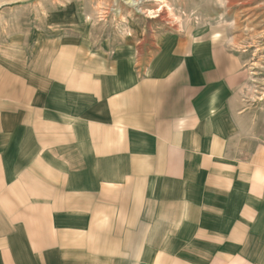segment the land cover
<instances>
[{
    "label": "crops",
    "instance_id": "crops-1",
    "mask_svg": "<svg viewBox=\"0 0 264 264\" xmlns=\"http://www.w3.org/2000/svg\"><path fill=\"white\" fill-rule=\"evenodd\" d=\"M97 60L79 94L0 60V264H264L237 57L188 32L139 76Z\"/></svg>",
    "mask_w": 264,
    "mask_h": 264
},
{
    "label": "rangeland",
    "instance_id": "rangeland-1",
    "mask_svg": "<svg viewBox=\"0 0 264 264\" xmlns=\"http://www.w3.org/2000/svg\"><path fill=\"white\" fill-rule=\"evenodd\" d=\"M188 32L221 44L241 62L244 118L236 121L230 147L237 162H253L247 179L258 171L259 187L252 181L237 188L262 196L264 0H0V60L35 63L37 72L56 64L51 75L62 78L66 93L79 94L93 56L100 72L109 65L139 76L163 41Z\"/></svg>",
    "mask_w": 264,
    "mask_h": 264
},
{
    "label": "bare ground",
    "instance_id": "bare-ground-1",
    "mask_svg": "<svg viewBox=\"0 0 264 264\" xmlns=\"http://www.w3.org/2000/svg\"><path fill=\"white\" fill-rule=\"evenodd\" d=\"M158 1V0H157ZM133 4H136V2H133Z\"/></svg>",
    "mask_w": 264,
    "mask_h": 264
}]
</instances>
